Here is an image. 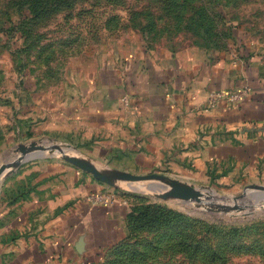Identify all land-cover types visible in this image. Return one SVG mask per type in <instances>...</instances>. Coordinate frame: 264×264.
<instances>
[{
    "label": "crops",
    "instance_id": "crops-1",
    "mask_svg": "<svg viewBox=\"0 0 264 264\" xmlns=\"http://www.w3.org/2000/svg\"><path fill=\"white\" fill-rule=\"evenodd\" d=\"M10 4L0 0V154L10 135L31 130L90 159L196 187L264 179V55L238 31L219 48L122 42L117 53L67 65L72 72L47 86L29 74L32 56L16 57L30 40L8 31ZM244 88L238 106L209 104L212 91ZM106 189L62 159L14 170L0 182V264H103L127 239L132 208L118 193L109 203L88 200Z\"/></svg>",
    "mask_w": 264,
    "mask_h": 264
},
{
    "label": "rangeland",
    "instance_id": "rangeland-1",
    "mask_svg": "<svg viewBox=\"0 0 264 264\" xmlns=\"http://www.w3.org/2000/svg\"><path fill=\"white\" fill-rule=\"evenodd\" d=\"M64 1L62 5L52 0L45 9L48 17L36 27L45 31V37L30 55L29 74L47 86L59 83L66 71L72 72L66 70L67 65L87 63L103 51L117 53L122 42L150 48L189 44L219 48L233 43L232 35L238 31L242 41L264 55V0ZM10 136L14 141L1 152L0 166L13 165L24 155L20 146L34 141L47 147L45 155L21 166L38 158L64 160L54 149L59 146L67 155L85 157L104 169L127 171L90 159L64 139L34 137L31 130ZM154 172L158 171L136 174ZM158 184L165 182H114L109 186L126 196L133 208L159 203L168 211L159 212L154 223L134 224L131 238L103 264H264V190L255 188L264 186V179L206 183L199 187L207 193L202 203L167 197Z\"/></svg>",
    "mask_w": 264,
    "mask_h": 264
},
{
    "label": "water",
    "instance_id": "water-1",
    "mask_svg": "<svg viewBox=\"0 0 264 264\" xmlns=\"http://www.w3.org/2000/svg\"><path fill=\"white\" fill-rule=\"evenodd\" d=\"M46 148L47 147L34 141L30 144V146H20V150L24 155L13 164V169V165L8 163H4L0 166V182L16 170L15 168L20 167L24 161L39 155H45L44 151ZM54 149L56 152L64 156L65 161L71 163L82 171L91 174L96 180L108 186L112 185L114 182L160 180L164 181L165 184H158L157 187H159L162 193L167 197H178L183 201H195L202 203L203 198L207 196L205 190L192 184L183 183L177 179L169 178L162 173L154 172L149 174H136L130 171L107 170L85 157L67 155L64 149L59 146H55ZM255 188L264 190V186H255Z\"/></svg>",
    "mask_w": 264,
    "mask_h": 264
},
{
    "label": "trees",
    "instance_id": "trees-1",
    "mask_svg": "<svg viewBox=\"0 0 264 264\" xmlns=\"http://www.w3.org/2000/svg\"><path fill=\"white\" fill-rule=\"evenodd\" d=\"M52 1V0H51ZM50 0H10L11 4L6 6V9L2 10L6 15V19L11 22L8 27V31L11 33L20 32L22 35L27 36V41L30 42L29 47L19 48L16 50V57L19 63H22L24 56H30L33 48L41 47L39 46L40 42L44 38V35L37 34L34 31L36 27L41 24L42 20L47 19V14L45 9L49 6ZM54 2H60V4H66L64 0H53ZM16 16V20H13V17ZM37 31V30H36ZM31 36V38L29 37ZM142 208V209H139ZM168 210L159 203L148 204L141 207H132L128 213V235L121 244L116 246L111 254L116 253L118 248L121 247L128 239L131 238L133 231V226L135 228L143 224L154 223L155 219L159 212H167Z\"/></svg>",
    "mask_w": 264,
    "mask_h": 264
},
{
    "label": "built area",
    "instance_id": "built-area-1",
    "mask_svg": "<svg viewBox=\"0 0 264 264\" xmlns=\"http://www.w3.org/2000/svg\"><path fill=\"white\" fill-rule=\"evenodd\" d=\"M247 89L232 90V91H212L209 93V104L215 105L220 100H227L230 104L238 106L242 99L247 95ZM117 193L113 189H107L99 193H93L88 196V200L93 203H109L115 201Z\"/></svg>",
    "mask_w": 264,
    "mask_h": 264
}]
</instances>
